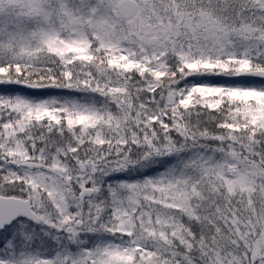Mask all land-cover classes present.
I'll list each match as a JSON object with an SVG mask.
<instances>
[{
  "label": "snow or ice",
  "instance_id": "obj_1",
  "mask_svg": "<svg viewBox=\"0 0 264 264\" xmlns=\"http://www.w3.org/2000/svg\"><path fill=\"white\" fill-rule=\"evenodd\" d=\"M0 264H264V0H0Z\"/></svg>",
  "mask_w": 264,
  "mask_h": 264
}]
</instances>
